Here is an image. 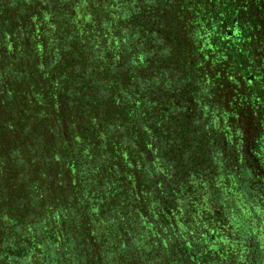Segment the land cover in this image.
<instances>
[{"label":"trees","instance_id":"1","mask_svg":"<svg viewBox=\"0 0 264 264\" xmlns=\"http://www.w3.org/2000/svg\"><path fill=\"white\" fill-rule=\"evenodd\" d=\"M28 1L0 0V264H264V0Z\"/></svg>","mask_w":264,"mask_h":264},{"label":"flooded vegetation","instance_id":"2","mask_svg":"<svg viewBox=\"0 0 264 264\" xmlns=\"http://www.w3.org/2000/svg\"><path fill=\"white\" fill-rule=\"evenodd\" d=\"M27 4H30V0L27 2ZM23 5H24V3L18 4V6H23ZM47 12H48V10H47V6H46V2L45 1H37V2H35V3H33L31 5V8L28 11H21L22 15L27 13L29 16H31L33 18V22L35 23V28H33L35 30L34 33L37 34V37L39 39H43V40L45 39V41L48 38L58 37V32H57L58 27L53 25V23H52L53 21H48L47 20V18L45 16ZM47 21L49 22L48 24H47ZM45 25L47 27H45ZM9 39L10 38L7 37V40H9ZM15 41L16 40L14 39L13 43L12 42L10 43V45L13 47L12 50H11V54L13 55V58H14L13 59V63L17 64V65H20L22 63H28V64L31 63L32 64L33 60L30 59L29 57L22 58L23 53L21 52V46L17 47L16 44L14 43ZM40 44L41 43H39V45ZM40 46H42V45H40ZM8 49H9V47H8ZM22 49H24L26 51H29L28 48H26L24 46H22ZM36 61L38 63L43 64L44 62H46V59L45 58H37ZM206 190H202V189H199V188H194L193 192H196V191L205 192ZM225 217H226V215L223 214L220 219L218 218L219 220L218 219L214 220V222H213L214 224H219V226L214 225V226H216L217 230H221L222 231V228L224 227L223 220H224ZM212 230L214 231V229H212ZM213 234L215 235L216 231ZM220 234H221V232H220Z\"/></svg>","mask_w":264,"mask_h":264}]
</instances>
